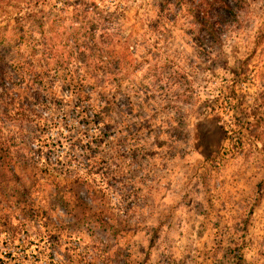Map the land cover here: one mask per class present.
Masks as SVG:
<instances>
[{
	"label": "rangeland",
	"instance_id": "rangeland-1",
	"mask_svg": "<svg viewBox=\"0 0 264 264\" xmlns=\"http://www.w3.org/2000/svg\"><path fill=\"white\" fill-rule=\"evenodd\" d=\"M74 1L46 5L68 25ZM156 1L97 28L101 59L76 75L99 87L0 45V264H264V160L233 126L264 96V0L218 42L183 16L155 27ZM12 11L0 0L2 38Z\"/></svg>",
	"mask_w": 264,
	"mask_h": 264
},
{
	"label": "trees",
	"instance_id": "trees-1",
	"mask_svg": "<svg viewBox=\"0 0 264 264\" xmlns=\"http://www.w3.org/2000/svg\"><path fill=\"white\" fill-rule=\"evenodd\" d=\"M248 0H157L153 15L155 27L166 23H176L178 18L188 19L193 25L195 42L208 38L211 42L222 39V29L230 22H236L241 10ZM40 4L43 7H40ZM127 0H109L107 3L95 4L87 0H75L72 14L68 17L71 22L67 25L62 22L59 11L52 5L47 6L46 0H6V5L13 11L9 13L8 26L10 32L4 38L0 37V45L16 49L28 48L39 55L38 62L44 73L55 72L66 82L68 88H82L86 82L94 87L101 86L103 79L90 76L92 80L76 75L83 68L89 73L92 67L101 59V43L95 38L97 28L105 30L120 27L123 24L124 9ZM23 12V14H21ZM74 23L77 26H74ZM6 30V28L4 29ZM196 31V32H195ZM58 32H69L66 36H56ZM37 34L38 37H33ZM55 34V35H54ZM50 35V37H47ZM54 39L49 44L46 40ZM72 40L73 46L69 45ZM102 44V43H101ZM100 56V58H98ZM95 57V61L90 59ZM72 64L76 65L73 68ZM115 78V77H114ZM113 81V80H112ZM115 88V87H114ZM254 105L239 112L241 125L233 124L241 132L246 131L249 144L256 147L260 143V152L264 160V100L263 94L256 98ZM241 104V103H240ZM239 122V121H238ZM2 161V160H1ZM3 162V165L6 164ZM78 178V185H85L86 181ZM107 185V183H106ZM101 229L105 227L103 220L97 223Z\"/></svg>",
	"mask_w": 264,
	"mask_h": 264
}]
</instances>
